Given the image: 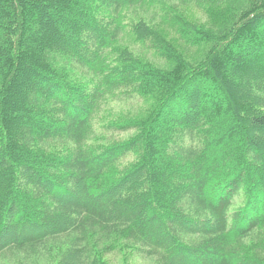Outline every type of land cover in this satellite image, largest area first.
I'll list each match as a JSON object with an SVG mask.
<instances>
[{
	"label": "trees",
	"instance_id": "trees-1",
	"mask_svg": "<svg viewBox=\"0 0 264 264\" xmlns=\"http://www.w3.org/2000/svg\"><path fill=\"white\" fill-rule=\"evenodd\" d=\"M116 252L264 264V0H0V259Z\"/></svg>",
	"mask_w": 264,
	"mask_h": 264
},
{
	"label": "rangeland",
	"instance_id": "rangeland-1",
	"mask_svg": "<svg viewBox=\"0 0 264 264\" xmlns=\"http://www.w3.org/2000/svg\"><path fill=\"white\" fill-rule=\"evenodd\" d=\"M140 100H130L126 102H115L112 103L110 106H106L102 109L100 114L97 117L96 120V134L95 136L97 139L95 140L99 145L102 144H108L109 142L112 141H122L125 139H128L132 134L133 131H128V132H120L115 129H105L103 122L104 120L109 117V118H118L120 117H127L134 115L138 112L139 108L141 107ZM109 111H113L114 115L113 116H108ZM94 141V142H95ZM239 199H237V202L239 203ZM20 256H15L11 257L8 259H0V264H23L21 259L23 257ZM107 261L109 264H124V260L122 257V254L120 253H111L110 255H107L106 257ZM23 260V259H22ZM129 264H152V261L150 259H144L142 257H137V255H134V257L129 260ZM40 264H42L40 262ZM57 264V263H53Z\"/></svg>",
	"mask_w": 264,
	"mask_h": 264
}]
</instances>
